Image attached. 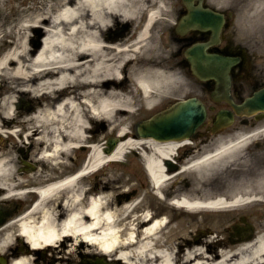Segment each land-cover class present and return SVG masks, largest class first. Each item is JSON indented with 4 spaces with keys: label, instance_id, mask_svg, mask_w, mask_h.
Here are the masks:
<instances>
[{
    "label": "bare ground",
    "instance_id": "obj_1",
    "mask_svg": "<svg viewBox=\"0 0 264 264\" xmlns=\"http://www.w3.org/2000/svg\"><path fill=\"white\" fill-rule=\"evenodd\" d=\"M152 2L41 0L43 11H38V7L28 11L18 25L31 30L41 28V44L35 51L25 48L23 42L18 45V38L10 39L12 28L0 31L3 44L0 50V141L7 133L5 127L14 124L8 137L15 138L18 151L26 145L25 140L32 139L35 144L31 163L52 162L58 156L69 160L71 153L80 150L84 152L83 161L87 165V172L82 171V166L55 187L42 192V195L49 192L53 198L55 190L67 189L38 212L37 222L21 217L0 229L5 232L0 239V249L8 246L11 235L7 231L15 226L32 249L57 254L63 246L65 255L73 254L76 249H80L79 254L94 255L98 250L95 245H99L109 256L114 253L111 264H264V233L250 242L219 244L220 250L212 240L200 242L204 246L213 244L207 250H203V245L192 244L183 251L181 246L176 248L175 238L185 232L186 226L181 215L200 211L226 213L229 204L221 198L214 201L218 195L186 193L176 188L172 198L177 206L169 207L180 213L176 224L170 225L172 215L168 214L173 211L169 208L163 210L162 217L152 215L148 208L138 213L140 201L113 204L104 194H94L93 187L84 189L80 183L109 162L124 161L126 154L138 147H143L140 158L155 195L161 197L170 179L162 160L170 159L171 152L178 146L136 138L126 131L125 119H122V115L125 118L131 115L132 99L137 93L144 102L143 107L149 110L158 101L162 84L172 85V80L164 78L154 60H138L142 66L136 76L130 75L134 69L127 67L135 64L137 56L134 55L140 52L142 39L156 17L163 14L164 0L156 1L149 10L145 8V21L134 38L129 36L117 42L104 39L110 23L118 21L124 25L126 19V23L134 22L135 13L144 10L139 4ZM131 79L135 89L131 87ZM22 97L30 101L28 109L14 107ZM94 123L98 127H104L103 123L112 126L110 129L118 142L110 154L103 152V146L94 136ZM22 128L25 135H21ZM216 156H210L201 164L213 170ZM17 162L9 151L1 150L0 187L5 190L10 189V181L19 179L13 170ZM239 202L244 200L235 201ZM57 258L54 255L51 261ZM11 264H28V260L19 257Z\"/></svg>",
    "mask_w": 264,
    "mask_h": 264
},
{
    "label": "flooded vegetation",
    "instance_id": "obj_2",
    "mask_svg": "<svg viewBox=\"0 0 264 264\" xmlns=\"http://www.w3.org/2000/svg\"><path fill=\"white\" fill-rule=\"evenodd\" d=\"M198 2L199 0H194L193 5H197ZM200 2L202 7L217 10L223 17L222 27L216 37L210 29L179 30L180 16L187 10L182 0H177L174 8V20L169 24L161 22L153 30L155 33L153 40L157 43V64L164 74L170 76L174 82V87L167 95L169 99L165 102L164 107L171 102L197 98L207 111L204 124L190 135V145L182 147L176 153V162L183 163L188 159H199L218 143L235 138L244 133L241 129H246L251 131L247 132V135H256V138L249 141L244 149L240 150L239 155L234 156L231 168L224 174L234 180V184L230 186L235 189L234 193L257 194L264 184V126H231L212 134L211 129L215 115L222 110H230V107L225 101H213L212 93L216 88V81L197 79L194 64L186 60L184 52L196 44H201L204 45L207 55H215L228 60L230 62L228 67L230 96L235 103H238L244 95L252 94L264 84V50L246 41L237 31L234 22L236 7L229 5L220 8L219 5L216 6V3L212 4L211 0H201ZM159 18L166 20L163 15H160ZM58 161L36 163L30 166L28 169L29 178L20 186L24 188L23 193L20 194L17 190L13 192L14 197H9L0 191V206L6 210H16L13 217L23 216L26 211L37 207L31 214V218L37 221L39 216L35 212L50 204L49 198H43L40 193L60 179L73 174L78 168L75 158L69 162L64 160L59 163ZM177 163L176 167L179 168L180 165ZM246 209H248L247 212L253 214L264 212V202H256L254 206L249 205ZM19 240L16 238L14 246L10 247L0 258L4 264H9L13 257L23 251L20 248Z\"/></svg>",
    "mask_w": 264,
    "mask_h": 264
},
{
    "label": "rangeland",
    "instance_id": "obj_3",
    "mask_svg": "<svg viewBox=\"0 0 264 264\" xmlns=\"http://www.w3.org/2000/svg\"><path fill=\"white\" fill-rule=\"evenodd\" d=\"M158 0H153L151 4H139L141 9H144L143 11H140V9L135 13L134 17L136 19L134 22H132L131 27L128 31L125 32L126 39L129 36H133L134 33L137 31L141 26L143 25V21L145 19V8L146 10H149L154 7L155 2ZM213 3H217L220 7L224 5V2H227V6L229 4L232 7H237L236 14H235V24L236 29L238 32H240L241 36L248 42H250L254 46H259L264 50V0H240L238 2L230 3L229 0H212ZM41 0H0V31L3 32L5 30H9L10 28L13 29V33L10 35V39L15 40L18 38V45L20 43H24L25 48H31V40L34 39V34L32 33V30L28 27H21L18 26L20 24V20L25 18L28 11H33L34 8L38 7V11H43V5L44 3H41ZM166 5V9L170 11L171 14H173L174 8L176 5V0H164ZM168 3H171L173 5L169 6ZM134 8L133 5L130 4ZM168 7V8H167ZM144 15V16H143ZM167 15V13H166ZM174 20V14L173 18L168 19L165 21V24H169L170 21ZM121 21V20H119ZM118 22V21H117ZM127 19L123 22L126 23ZM115 25V22H112ZM120 23V22H118ZM158 38V36H157ZM23 40V41H22ZM120 41V40H119ZM142 44H145L141 46L140 48V54L134 55L135 57H141V52L145 51L148 48L147 40H144ZM3 44L0 43V50L3 48ZM156 45V42H152L151 44ZM155 52V50H154ZM129 66V65H128ZM130 70H133L130 75L136 76L138 75V70L140 69V65H130ZM134 73V74H133ZM131 78V76H130ZM130 84L132 87L133 81L130 80ZM137 93V92H136ZM3 94V93H2ZM142 98L140 97L139 93H137L134 96V99H132L133 103V111L131 115H128L127 118H125V115H122V119L124 123V128H126V131L129 130L131 133L133 132V127L136 124L137 121H139L142 118H146L149 114L148 111L144 110ZM152 112V110H151ZM104 124V128L97 127L93 134L96 135V139L100 141V144L105 147L106 139L109 137H114L115 132H112L110 129V125ZM94 129V125L92 127ZM9 130V129H6ZM5 130V131H6ZM6 133L3 134L5 136ZM34 143L33 141H29V146H31V149L28 153L29 155L32 154L31 150L33 149ZM0 147V150L3 151H9L10 155L13 159L16 158V153L13 149L14 147V141L12 138L4 139L3 143ZM143 149V147H141ZM142 149L138 147L135 150H133L131 153L126 154L124 158V163L121 164H115L111 163L102 168L100 172L92 177L87 179V181L84 182V188H88V186H92L94 188L93 193H101L106 196V198L109 200V202H112L113 204H117V200H120L119 204L127 203L128 201H134L135 203H138L139 201L141 204L139 205L138 209L136 211L142 212V210H145L148 208L152 215H155L156 217H161L163 215V210L166 208H169V204L167 203V200L169 199V196L172 197V193L177 188L180 191H183V188L185 187V184H188V189L184 190L187 191L186 193L191 192H197L198 194H213V195H221L225 196L223 193L226 192L227 189H222V186H227L228 188L233 184L232 179L230 178H224V177H218L216 179H208L204 180L205 178H197L195 175H186V176H179L178 178H170L167 182V186L164 188L161 197H158L154 194V190L152 189V186L146 180V176L144 174L143 165L141 164V158H140V152H142ZM134 152H138V154H135ZM121 165V166H120ZM188 170V168H187ZM172 175V174H171ZM192 176V177H187ZM185 177L187 181H181ZM218 181V182H217ZM175 182H179L175 185ZM207 187V188H204ZM223 190V191H222ZM235 189H232L231 192H234ZM119 196V197H118ZM118 197V198H117ZM252 200V197H249ZM51 201L54 200L53 198H50ZM133 203V202H132ZM172 210V209H171ZM173 211V210H172ZM227 214H216V213H209V212H196V213H189V215H181L180 219L186 222L185 226V232L182 235H177L175 238V246L176 248L178 246L182 247L183 249H186L192 244L193 246H199L203 245L200 244V242L210 241L212 240V243L214 244L215 248L220 250V245L230 246V244L227 240L228 232H226V228L228 230L230 229L231 223L230 222L232 217L235 216L233 212L229 209H227ZM180 211H173L168 214V216L172 215V224H176V222L179 219L178 214ZM213 217V218H210ZM260 215H258L257 218L253 217L252 221L256 222V226H259V229L257 228L256 235H260L264 233V219H259ZM169 218V217H168ZM218 222V225L216 226L215 223ZM213 225V227H212ZM200 231V234H197ZM11 233V243L14 241V236L17 234V230L13 228L12 230H9ZM230 232V230H229ZM3 233H0V239ZM195 238V239H194ZM210 245V244H209ZM209 245H203V250H207ZM213 245V244H212ZM212 245H210L212 247ZM64 247H60L58 249V252L56 254V251L50 252L48 251V258L50 259L51 256L56 255L58 257L57 259L61 260H70L71 263H77L80 262V249H76L73 254L71 255H65L63 254ZM28 255H22V257H27ZM61 256H64L65 259H62ZM108 259H111L110 256L106 257ZM93 259V258H92ZM100 257H95L93 260H101ZM30 261L28 262L30 264ZM58 262V264L61 262ZM63 264H67L65 261Z\"/></svg>",
    "mask_w": 264,
    "mask_h": 264
},
{
    "label": "water",
    "instance_id": "obj_4",
    "mask_svg": "<svg viewBox=\"0 0 264 264\" xmlns=\"http://www.w3.org/2000/svg\"><path fill=\"white\" fill-rule=\"evenodd\" d=\"M198 11L195 10V12H191L186 16L185 22L182 21L184 26L212 28L216 31L219 29L221 18L216 16L213 12L207 10L199 12ZM213 24L215 25L213 26ZM189 55L191 56V58L193 57V60L196 63H207L205 72H203V69H200V72L207 74V76L211 75L216 78H219L221 76V72H223V69L216 68L214 66L218 62H222V60L204 56L201 48L195 49L193 52H190ZM209 66L210 69H208ZM234 110L236 114L240 115H251L253 113L256 114L258 112H264V87L254 92L240 105H236L234 107ZM203 117V110L198 107L195 102L188 101L187 103L179 104L176 108L169 110L163 116H156L146 123L139 124L137 126V131L140 135L145 134L144 136H151L154 139L162 140V138H164L163 135H169L172 132L177 131L181 133V131H183L185 128L192 129L202 120ZM217 120L225 122L227 120L231 121V118H226L220 115L218 116ZM116 142V139H109L107 141L108 150H106L105 152H109L114 147ZM235 232H242L248 235L251 233V231L247 229H242L241 231L235 230Z\"/></svg>",
    "mask_w": 264,
    "mask_h": 264
}]
</instances>
